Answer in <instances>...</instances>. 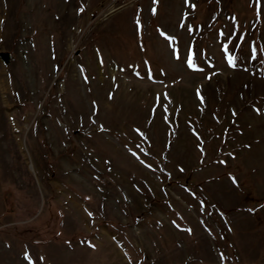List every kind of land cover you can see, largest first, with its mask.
Segmentation results:
<instances>
[{
    "label": "rangeland",
    "instance_id": "obj_1",
    "mask_svg": "<svg viewBox=\"0 0 264 264\" xmlns=\"http://www.w3.org/2000/svg\"><path fill=\"white\" fill-rule=\"evenodd\" d=\"M0 264H264V0H0Z\"/></svg>",
    "mask_w": 264,
    "mask_h": 264
},
{
    "label": "trees",
    "instance_id": "obj_2",
    "mask_svg": "<svg viewBox=\"0 0 264 264\" xmlns=\"http://www.w3.org/2000/svg\"><path fill=\"white\" fill-rule=\"evenodd\" d=\"M5 61H8V59H6Z\"/></svg>",
    "mask_w": 264,
    "mask_h": 264
}]
</instances>
